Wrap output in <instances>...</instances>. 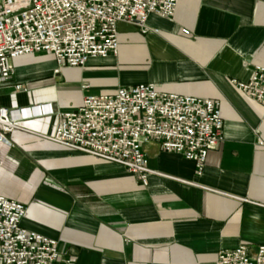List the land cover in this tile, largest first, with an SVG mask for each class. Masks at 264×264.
Wrapping results in <instances>:
<instances>
[{"label":"crops","instance_id":"0c3cea01","mask_svg":"<svg viewBox=\"0 0 264 264\" xmlns=\"http://www.w3.org/2000/svg\"><path fill=\"white\" fill-rule=\"evenodd\" d=\"M147 26L120 22L117 55L83 67H61L46 52L10 60L0 107L22 116L11 145L0 143V194L22 202V225L57 239L74 264H215L241 244L254 253L264 245V105L232 80L264 68V0H178L171 18L152 13ZM139 83L220 102L224 138L200 172L147 140L144 185L50 139L55 115L33 109L68 111L86 95Z\"/></svg>","mask_w":264,"mask_h":264},{"label":"built area","instance_id":"2783aa9c","mask_svg":"<svg viewBox=\"0 0 264 264\" xmlns=\"http://www.w3.org/2000/svg\"><path fill=\"white\" fill-rule=\"evenodd\" d=\"M178 0H0V79L13 74L10 60L50 53L61 67H83L91 57L117 55L118 24L143 33L154 13L171 18ZM188 33V30L184 29ZM235 86L264 105V68L256 66ZM35 113L54 114L50 139L74 151L115 163L148 183L147 140L196 162L199 172L208 154L224 138L218 100L168 93L154 83L119 87L111 94L86 95L81 105L55 112L48 104ZM18 113V114H17ZM21 110L0 107V143L20 128ZM25 205L0 194V264H74L75 254L59 241L26 229ZM215 264H264V245L251 253L246 245L223 249Z\"/></svg>","mask_w":264,"mask_h":264}]
</instances>
